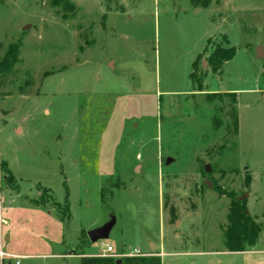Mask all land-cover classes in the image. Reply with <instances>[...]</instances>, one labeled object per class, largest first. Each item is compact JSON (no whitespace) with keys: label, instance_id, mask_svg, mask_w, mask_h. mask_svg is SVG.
I'll return each mask as SVG.
<instances>
[{"label":"rangeland","instance_id":"rangeland-1","mask_svg":"<svg viewBox=\"0 0 264 264\" xmlns=\"http://www.w3.org/2000/svg\"><path fill=\"white\" fill-rule=\"evenodd\" d=\"M13 45L0 244L21 257L4 264H264V0H0V61ZM217 47L236 54L214 69ZM235 199L262 229L239 252Z\"/></svg>","mask_w":264,"mask_h":264},{"label":"trees","instance_id":"trees-1","mask_svg":"<svg viewBox=\"0 0 264 264\" xmlns=\"http://www.w3.org/2000/svg\"><path fill=\"white\" fill-rule=\"evenodd\" d=\"M236 54L235 47L223 49L217 47L211 55V62L214 69L231 60ZM18 48L10 46L4 58L0 61V72L7 71L17 60ZM238 121V119L236 120ZM3 168L6 169L4 163ZM262 229L260 224L253 218L247 208L246 199H235L229 214V224L225 231L226 246L229 251H243L245 244H254ZM81 264H162L159 255L125 256L118 262L112 256H82Z\"/></svg>","mask_w":264,"mask_h":264},{"label":"water","instance_id":"water-1","mask_svg":"<svg viewBox=\"0 0 264 264\" xmlns=\"http://www.w3.org/2000/svg\"><path fill=\"white\" fill-rule=\"evenodd\" d=\"M259 57H261L264 60V49H259L258 53ZM171 159L169 158L167 160V163H170ZM206 171L210 172L211 167L210 165H207ZM209 186H212V184L209 182ZM116 224V217H112L110 221L102 225L101 227L94 228L88 232V236L91 240V242L96 243L101 240L108 239L110 237L111 231L114 228ZM118 262H121V259H118Z\"/></svg>","mask_w":264,"mask_h":264},{"label":"built area","instance_id":"built-area-1","mask_svg":"<svg viewBox=\"0 0 264 264\" xmlns=\"http://www.w3.org/2000/svg\"><path fill=\"white\" fill-rule=\"evenodd\" d=\"M105 251H106V253L111 254L114 252V247L111 245H106ZM141 255H145V254L142 253L141 250L138 248H135L132 253L126 254V256H141ZM8 257H10L12 259H17L21 256L11 254V253L4 251L2 245L0 244V264H4V260ZM16 264H20V261L16 260Z\"/></svg>","mask_w":264,"mask_h":264},{"label":"crops","instance_id":"crops-1","mask_svg":"<svg viewBox=\"0 0 264 264\" xmlns=\"http://www.w3.org/2000/svg\"><path fill=\"white\" fill-rule=\"evenodd\" d=\"M0 233H2V230H0ZM10 239H12V237L10 236ZM11 252V251H10ZM11 253H13V252H11ZM17 255H21V254H17ZM82 257H80V259H81ZM81 261V260H80ZM11 262V261H10ZM21 264V263H20Z\"/></svg>","mask_w":264,"mask_h":264}]
</instances>
